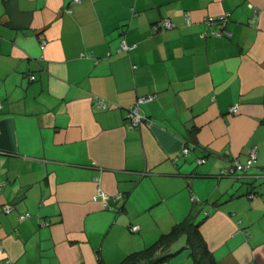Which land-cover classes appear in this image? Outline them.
I'll list each match as a JSON object with an SVG mask.
<instances>
[{"label":"crops","instance_id":"0c3cea01","mask_svg":"<svg viewBox=\"0 0 264 264\" xmlns=\"http://www.w3.org/2000/svg\"><path fill=\"white\" fill-rule=\"evenodd\" d=\"M181 223L204 264H264V0H0V264H118Z\"/></svg>","mask_w":264,"mask_h":264},{"label":"built area","instance_id":"2783aa9c","mask_svg":"<svg viewBox=\"0 0 264 264\" xmlns=\"http://www.w3.org/2000/svg\"><path fill=\"white\" fill-rule=\"evenodd\" d=\"M80 0H73V2H79ZM256 10V9H255ZM254 10V11H255ZM228 13H225L223 15H219L217 17H208L205 18V22L208 24H214L217 23L221 29H224L226 26V23L228 21ZM254 17H255V13H254ZM161 27H163L164 29H170L173 27V24L169 21V20H163L161 22ZM212 34H219V33H215L213 32ZM122 49H127V47L125 45H122ZM88 57H90L91 55H86ZM30 79H34L33 76L30 77ZM153 98L152 95L150 96H145V97H139L137 98L133 104H130L127 109H126V117L128 119V125L131 128H137L140 124L148 121V119L145 117V115H143L140 112L139 109V105L143 102H146L148 100H151ZM97 104L99 107L101 108H106L105 103L101 102V101H97ZM237 111V108L235 106L230 108V112H235ZM189 152V147H185L182 149L181 154H187ZM257 158V148L256 147H251L248 150V154H247V159L244 163H241L237 160L230 162L226 167L222 168L219 175L220 176H232L235 175V173L237 172H245L248 169H250L253 164L255 163ZM204 159H199L197 161V163H203ZM97 196L100 197L102 199V201H105L107 199V195L106 193H104L103 191H101L100 189L97 190ZM122 196L121 195H117L116 198L120 199ZM5 213H9L11 211V207L6 206L4 208ZM21 219L24 218V216L20 217ZM140 227L139 225H132L130 227V230L132 232H137L139 231Z\"/></svg>","mask_w":264,"mask_h":264},{"label":"trees","instance_id":"16d2710c","mask_svg":"<svg viewBox=\"0 0 264 264\" xmlns=\"http://www.w3.org/2000/svg\"><path fill=\"white\" fill-rule=\"evenodd\" d=\"M194 228L195 227H193L192 225L181 223L175 226L169 234L163 236L161 239L162 241H159L142 251L129 254L118 264H158V262L166 258V257H161L159 259L153 258L154 253L158 249L160 242H164L167 239L174 238L182 231L188 232L191 248H195V249L196 247L199 248L201 244V238ZM198 250L199 253L196 251V253L193 254L195 256L194 264H204L202 258L199 257V255L201 254L200 252H202L203 250V246L202 248L200 247V249Z\"/></svg>","mask_w":264,"mask_h":264}]
</instances>
